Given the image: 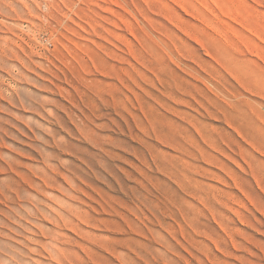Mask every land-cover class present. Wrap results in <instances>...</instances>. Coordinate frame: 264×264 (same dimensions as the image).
Wrapping results in <instances>:
<instances>
[{
  "label": "rangeland",
  "instance_id": "1",
  "mask_svg": "<svg viewBox=\"0 0 264 264\" xmlns=\"http://www.w3.org/2000/svg\"><path fill=\"white\" fill-rule=\"evenodd\" d=\"M173 1L0 0V264H264V0Z\"/></svg>",
  "mask_w": 264,
  "mask_h": 264
},
{
  "label": "bare ground",
  "instance_id": "2",
  "mask_svg": "<svg viewBox=\"0 0 264 264\" xmlns=\"http://www.w3.org/2000/svg\"><path fill=\"white\" fill-rule=\"evenodd\" d=\"M171 1H173V0H171ZM176 1V0H175ZM175 1H173V3L175 2ZM177 3H178V1H177ZM179 4V3H178ZM167 12V11H166ZM168 13H169V11H168ZM170 14V13H169ZM28 52V51H27ZM28 55V54H27ZM26 56V55H25ZM27 57H29V55L27 56ZM30 58V57H29ZM32 58V57H31ZM33 59V58H32ZM22 61V60H21ZM20 61V62H21ZM31 61V60H30ZM31 63V62H30ZM19 64V63H18ZM28 64H29V61H28ZM19 66V65H18ZM22 66H23V63H22ZM8 68V67H7ZM60 68V67H59ZM23 69V72H24V68H22ZM28 69V68H27ZM67 69H68V67H67ZM7 70V69H6ZM63 70V69H62ZM10 71V70H9ZM8 71V72H9ZM19 71H21V70H19ZM18 71V72H19ZM67 71V70H66ZM69 71V70H68ZM26 72V71H25ZM62 72V74H63V71H61ZM60 72V73H61ZM10 73V72H9ZM64 73H65V71H64ZM70 73H71V71H70ZM14 74V73H13ZM21 74V73H20ZM19 74V75H20ZM66 74V73H65ZM11 75V74H10ZM24 74L22 73V76H23ZM26 75V74H25ZM24 75V76H25ZM69 75V74H68ZM67 75V76H68ZM12 76V75H11ZM14 76V75H13ZM17 77V79L16 80H18V76H16ZM20 77H21V75H20ZM26 77V76H25ZM22 78V77H21ZM62 78V77H61ZM64 78V77H63ZM66 78V77H65ZM64 78V79H65ZM68 78V80H69V78L70 77H67ZM67 78H66V80H65V82H67ZM60 78H58V80H59ZM70 81V80H69ZM73 82V81H72ZM79 83V82H78ZM68 84V83H67ZM70 84V83H69ZM81 84V83H80ZM77 86V85H76ZM82 86H83V84H82ZM81 86V87H82ZM86 85H84V87H85ZM74 87V86H73ZM86 87H88V86H86ZM13 88V87H12ZM19 89L20 87H15V89ZM20 90V89H19ZM75 90V89H74ZM74 90H72V91H74ZM78 90V89H77ZM79 90H81V89H79ZM13 91V90H12ZM23 91V90H22ZM67 91H69V90H67ZM66 91V92H67ZM84 91V90H83ZM9 92H10V90H9ZM14 92H16V91H14ZM20 92V91H19ZM60 92V91H59ZM64 92V91H63ZM18 93V92H17ZM17 93H15V94H17ZM68 94H70V92H67ZM1 94V93H0ZM11 94V93H10ZM14 94V95H15ZM77 94H78V92H77ZM82 95V94H81ZM2 96H3V94H2ZM16 96V95H15ZM17 96H19V95H17ZM16 96V97H17ZM3 98H4V96H3ZM5 98H7V97H5ZM10 98V97H9ZM18 98V97H17ZM37 98V97H36ZM88 98V97H87ZM2 99V98H1ZM19 99V98H18ZM27 99V98H26ZM39 99V98H38ZM42 99V98H41ZM4 100V99H3ZM22 100H25L23 97H22ZM45 100V99H44ZM46 101H48L47 99H46ZM68 101V100H67ZM76 101H77V99H76ZM26 102H27V100H26ZM85 102H87V101H85ZM12 103V102H11ZM88 103V102H87ZM27 104H28V102H27ZM68 104V103H67ZM66 104V105H67ZM91 104V103H90ZM11 105V104H10ZM14 104H12V106H13ZM29 105H31V103H30V101H29ZM70 105V104H69ZM86 105V104H85ZM21 106H22V104H21ZM16 107V106H15ZM29 107V106H28ZM67 107H68V105H67ZM72 107V106H71ZM71 107H70V110H71ZM18 108V107H17ZM90 109H91V107H90ZM25 110V109H24ZM72 110H73V107H72ZM80 110V109H79ZM28 111V110H27ZM64 111V110H63ZM75 111H76V109H75ZM92 111V110H91ZM97 111V110H96ZM93 112H95L94 110H93ZM76 112H74V114H75ZM83 113V112H82ZM88 113V112H87ZM77 114V113H76ZM78 115V114H77ZM74 116H76V115H74ZM77 117V116H76ZM21 119V118H20ZM86 119V118H85ZM84 119V120H85ZM19 120V119H18ZM79 120H81V119H79ZM81 122H82V120H81ZM83 123V122H82ZM29 125V124H28ZM13 127H15V126H13ZM26 127H28V126H26ZM60 129H62V128H60ZM47 130H49L48 132H50V129H47ZM20 131V130H19ZM23 134V133H22ZM8 135V134H7ZM38 135V134H37ZM39 136V135H38ZM42 139H44V138H42ZM53 140V139H52ZM3 141V140H2ZM90 144V143H89ZM4 146V145H3ZM64 152V151H63ZM48 156V155H47ZM1 157V156H0ZM42 160V159H41ZM50 160V159H49ZM79 161H80V159H79ZM83 162V161H82ZM48 167V166H47ZM44 168H46V167H44ZM47 169V168H46ZM46 169H44V170H46ZM52 169V168H51ZM40 170V169H39ZM43 170V169H42ZM5 172V171H4ZM46 173V172H45ZM18 176V175H17ZM37 177V176H36ZM42 180V179H41ZM1 182H3V181H1ZM45 182V181H44ZM4 183V182H3ZM3 183H0V185H2ZM139 183V182H138ZM26 184H28V183H26ZM38 186V185H37ZM3 187V186H2ZM4 189V188H3ZM23 196H25V195H23ZM26 196H28V195H26ZM18 198V197H17ZM24 198V197H23ZM24 202V201H23ZM27 209V208H26ZM36 209H37V207H36ZM27 211V210H26ZM28 213V212H27ZM166 264H167V262H166Z\"/></svg>",
  "mask_w": 264,
  "mask_h": 264
}]
</instances>
